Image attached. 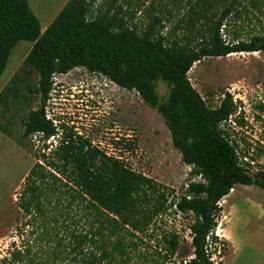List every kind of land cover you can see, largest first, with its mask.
<instances>
[{
  "label": "trees",
  "instance_id": "1",
  "mask_svg": "<svg viewBox=\"0 0 264 264\" xmlns=\"http://www.w3.org/2000/svg\"><path fill=\"white\" fill-rule=\"evenodd\" d=\"M98 1L68 0L42 32L29 0H0V77L16 45L33 44L19 73L0 93V106L11 99L25 100L26 90H31L26 77L34 72L42 107L31 110L24 121L23 138L38 133L44 143L43 153L24 179L18 204L30 216L26 224L40 223L38 236L51 245L41 257L31 247L13 242L0 264H127L126 233H148L154 219L173 208L192 217L193 254L182 264H215V256L222 259L226 254L218 247L226 242L217 234L220 202L239 184L264 189V179L252 174L251 165L264 151L258 148L254 156L250 148H240L234 128L229 127L234 116L235 123L243 125L233 96L225 93L219 106L210 108L192 85L189 72L206 57L262 52L264 36L237 42L223 38L227 19L239 8L246 10L243 0H195L184 18L186 33L180 40L157 29L158 16L140 31L120 16L119 0H110L106 7L97 6ZM248 1L256 10L264 6V0ZM204 23L207 33L201 34L198 27ZM75 68L137 92L161 116L182 161L203 181L190 182L176 198L174 189L134 171L120 156L106 154L73 128L48 119L43 108L53 90V77ZM160 80L169 86L164 99L157 92ZM0 130L6 131L1 123ZM124 148L133 150L135 145L127 142ZM74 206L77 211L71 213ZM164 240L160 254L168 260L176 255L179 238L169 233Z\"/></svg>",
  "mask_w": 264,
  "mask_h": 264
},
{
  "label": "rangeland",
  "instance_id": "2",
  "mask_svg": "<svg viewBox=\"0 0 264 264\" xmlns=\"http://www.w3.org/2000/svg\"><path fill=\"white\" fill-rule=\"evenodd\" d=\"M67 1L29 0L42 32ZM194 1L119 0L118 4L122 5L120 16L127 23L135 24L138 30L145 29L155 15L161 20L157 29L180 40L186 33L184 18ZM109 2L99 0L97 6L106 7ZM242 3L246 10L239 8L225 22L222 33L226 42L264 36V6L256 10L248 0ZM96 10L94 8V15ZM198 28L201 34L207 33L206 23ZM32 45L29 41H20L12 50L0 77V93L19 73ZM189 78L210 108H217L225 93H230L242 112V126L235 123L236 116L229 121V127L234 128L236 139L240 141V148H250L254 156L258 148L264 151V51L206 57L194 64ZM26 81L31 90H26L25 100L14 102L11 99L7 106H0V123L6 128V131L0 130V257L13 242L31 247L41 257L51 248L38 236L42 231L40 223L27 225L30 216L18 204L24 179L38 162L44 143L38 133L28 138L22 136L29 112L42 108L36 92L38 76L33 72ZM53 82L50 99L43 109L57 123L85 135L106 154L120 156L134 171L174 189L176 198L184 193L188 183L199 181V176L192 174V166L186 165L173 147L161 116L137 92L123 89L103 75L84 68L56 74ZM168 91V84L158 81L157 92L162 99ZM57 139L50 141L54 143ZM119 141L123 144L118 146L116 142ZM127 142L134 143L135 148H124ZM251 165L252 174L264 179V154ZM61 204L64 206L65 200ZM220 205L223 211L217 234L226 242L218 247L225 249L226 254L222 259L215 256V264H220L221 260L222 264H264V189L257 185H236ZM75 207L71 213L77 211ZM191 223V215L173 208L155 218L148 233H126L127 264L184 263L193 254ZM169 233H176L179 246L176 255L165 260L160 253H164V239Z\"/></svg>",
  "mask_w": 264,
  "mask_h": 264
},
{
  "label": "built area",
  "instance_id": "3",
  "mask_svg": "<svg viewBox=\"0 0 264 264\" xmlns=\"http://www.w3.org/2000/svg\"><path fill=\"white\" fill-rule=\"evenodd\" d=\"M236 101V99H234ZM48 119L52 120L55 124H57V121L53 120L52 118H50L49 116H47ZM53 139V138H51ZM203 181V179L199 176V181H191V182H200ZM189 183L186 185V187H188Z\"/></svg>",
  "mask_w": 264,
  "mask_h": 264
},
{
  "label": "water",
  "instance_id": "4",
  "mask_svg": "<svg viewBox=\"0 0 264 264\" xmlns=\"http://www.w3.org/2000/svg\"><path fill=\"white\" fill-rule=\"evenodd\" d=\"M41 114H43V110L41 111Z\"/></svg>",
  "mask_w": 264,
  "mask_h": 264
},
{
  "label": "crops",
  "instance_id": "5",
  "mask_svg": "<svg viewBox=\"0 0 264 264\" xmlns=\"http://www.w3.org/2000/svg\"><path fill=\"white\" fill-rule=\"evenodd\" d=\"M67 2H68V1H67ZM67 2H66V3H67ZM64 6H65V5H64ZM64 6H63V7H64Z\"/></svg>",
  "mask_w": 264,
  "mask_h": 264
},
{
  "label": "clouds",
  "instance_id": "6",
  "mask_svg": "<svg viewBox=\"0 0 264 264\" xmlns=\"http://www.w3.org/2000/svg\"><path fill=\"white\" fill-rule=\"evenodd\" d=\"M56 120V119H55ZM57 121V120H56Z\"/></svg>",
  "mask_w": 264,
  "mask_h": 264
}]
</instances>
